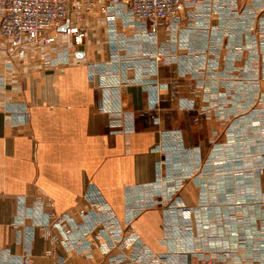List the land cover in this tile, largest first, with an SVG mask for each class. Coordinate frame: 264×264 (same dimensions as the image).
Instances as JSON below:
<instances>
[{"label":"crops","instance_id":"crops-1","mask_svg":"<svg viewBox=\"0 0 264 264\" xmlns=\"http://www.w3.org/2000/svg\"><path fill=\"white\" fill-rule=\"evenodd\" d=\"M92 1L78 44L0 37V264H264V0L199 3L155 35ZM51 213L81 245L44 237Z\"/></svg>","mask_w":264,"mask_h":264},{"label":"built area","instance_id":"built-area-1","mask_svg":"<svg viewBox=\"0 0 264 264\" xmlns=\"http://www.w3.org/2000/svg\"><path fill=\"white\" fill-rule=\"evenodd\" d=\"M215 0H107L101 7L102 12H108L115 7L124 6L133 18L149 22L148 34H156V28L161 22L168 23L177 20L180 12L199 3H211ZM226 1V0H225ZM229 1V0H227ZM92 0H0V37L3 38L18 55L24 54L27 47L34 44H49L54 35L48 32L61 27L66 21L68 25L63 33L73 36V42L82 41L83 32L77 26L71 25V20L80 19L85 11L92 8ZM59 36L62 33H58ZM160 57H155L159 61ZM255 172L264 190V161L259 162ZM79 214L86 216L88 211L80 209ZM50 227H44V237L53 243L81 245L82 237L73 231L74 219L67 215H49ZM114 222L109 218H97L91 224L90 230L99 226L106 237ZM56 229L60 235L52 233ZM61 236V237H60ZM18 264H33L29 253L18 256ZM52 264H63L54 261ZM198 264H232L226 253H213L202 256Z\"/></svg>","mask_w":264,"mask_h":264},{"label":"water","instance_id":"water-1","mask_svg":"<svg viewBox=\"0 0 264 264\" xmlns=\"http://www.w3.org/2000/svg\"><path fill=\"white\" fill-rule=\"evenodd\" d=\"M68 25V21H66L61 27H59V31H64Z\"/></svg>","mask_w":264,"mask_h":264}]
</instances>
